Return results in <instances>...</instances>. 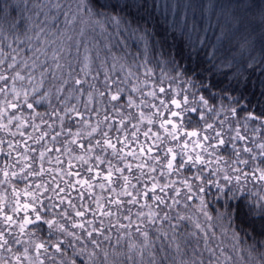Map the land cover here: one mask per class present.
<instances>
[{
	"label": "snow or ice",
	"instance_id": "obj_1",
	"mask_svg": "<svg viewBox=\"0 0 264 264\" xmlns=\"http://www.w3.org/2000/svg\"><path fill=\"white\" fill-rule=\"evenodd\" d=\"M189 6L194 10L197 7L185 5ZM209 7L220 11L215 22L209 20L202 30L195 17L190 24L179 26L165 18L161 26L149 0H17L14 4L0 0V82L3 84L0 95L4 97L0 100V132L13 137L8 141L0 139V144L7 143L9 149H14L23 143L25 152L33 154V163L39 162L38 171L25 164L21 168V180L50 177L35 184L34 189L26 185L25 202H20L15 186V206L6 207L0 202V219L8 228L18 225L19 236L35 237L43 231L42 225L47 226L46 241L15 238L16 244L33 245L36 255L33 259L30 248L24 247L22 253L13 254L11 264H23L21 256L28 264H77L75 257L84 254L88 257L84 264H113L99 237L111 238L105 235L103 219L96 226L97 215L117 218L109 229L118 225L120 230H125L136 225V232L145 241L136 253L140 264H203V260L184 258L178 229L186 219L181 213L182 202L188 207V202L196 199L198 193H204L205 182L216 188L218 198H225V211L217 213L220 220H228L225 234L232 231L238 217L246 229L245 235H251L254 240L259 238L264 245V193L258 195L255 205L228 204L229 200H244L236 193L244 192L247 183L257 182L264 187V10L261 29L255 33V29L249 31L244 14L249 5L228 3ZM141 22H151L153 27H144ZM169 40L175 54L168 63L174 65V70L179 68V56L180 60H190L191 68L178 72L167 89L163 80L159 86L155 82L149 86L153 75V69L147 67L151 62L149 54L157 47L165 48ZM133 42L136 56L131 53ZM254 52L258 55H253ZM141 53L143 61L135 63ZM130 56L132 65L127 62ZM117 67L120 74H116ZM141 68L143 78L138 75ZM221 68L230 72H222ZM188 72L200 77L202 88L218 87L221 94L237 95H228L230 103L227 107L221 103L222 110L210 105L215 93L197 98L193 92L190 101L188 92L196 86V81L189 79L186 81L189 87L183 88V99H178L180 93L171 84ZM205 73L215 76V82L205 85ZM168 92L172 96L166 100L164 96ZM38 107H45V111H37ZM197 111L199 121L195 126L191 123L186 126L182 113ZM178 116L179 123L174 120ZM249 123L258 124L252 131L259 134V140L243 134L248 131ZM225 125L229 140L224 138ZM28 128L32 132H27ZM17 135L26 139L15 140ZM27 140H32L36 147L28 145ZM237 141L245 146L239 147ZM225 144L231 147L230 162L218 155ZM53 153H56L54 159ZM5 155L10 158L11 152ZM23 159L29 157L25 155ZM45 163L49 165L47 168ZM213 164L217 167L213 168ZM8 167L3 169L5 179L0 184L18 175L15 171L10 173ZM184 172L189 175H183ZM174 176L180 178L172 179ZM97 188L101 193L107 192V198L97 195ZM149 193L152 204L147 203ZM93 198L95 208L86 203V199ZM105 199L107 205L115 207V212L106 208ZM142 199L145 203L140 204L141 210L136 213L138 219H132L129 208V214L123 216L128 223H120L119 214L125 202L135 206ZM206 207L201 198L199 210L209 222V229H203L208 248L207 232L215 233V227ZM145 208L147 212L143 211ZM19 212L24 215L17 221L14 214ZM88 212L93 219H86ZM145 222L153 227L158 223L168 225L170 239L167 231H158L169 241V248L175 246V257L170 258L161 245L160 259L153 255L151 260L144 261L143 253L151 247ZM30 225L34 230L26 233ZM195 227L202 229L199 223ZM233 239L239 242L235 231ZM8 244L4 231L0 230V248L12 253ZM136 247L133 242L128 245L130 264ZM255 248L253 245L249 250L250 264H264V250L257 253V258L252 255ZM68 249L72 250L71 257ZM208 251L215 258L214 264H231V257L223 249L220 251L223 260L216 257L215 250L208 248ZM112 255H119L115 248ZM0 264L9 261L0 260Z\"/></svg>",
	"mask_w": 264,
	"mask_h": 264
},
{
	"label": "trees",
	"instance_id": "obj_2",
	"mask_svg": "<svg viewBox=\"0 0 264 264\" xmlns=\"http://www.w3.org/2000/svg\"><path fill=\"white\" fill-rule=\"evenodd\" d=\"M10 3H16L17 0H9ZM150 3L153 4V14L161 22V26H164V20L165 18L168 21H175L177 25H181L182 23H191L193 17L198 21V27H200L202 30L207 27L208 21L211 20V22H215L217 15L219 13L218 8L209 7V5H218V4H228V3H242L249 5L248 8L244 10V14L246 17V22L249 25V31L252 29H255V33H259L262 25V19H261V12L264 10V0H149ZM159 5V7H155V5ZM185 5H196L197 7L195 10L192 7H185ZM100 11H105L103 9H99ZM15 15V13H13ZM63 17H61V20ZM142 26L152 28L153 25L150 23L143 24ZM208 35L211 34V31L207 33ZM172 41H168V45L165 48H159L157 47L156 51L154 53L149 54V60L151 61L147 67L153 69V75L150 79L149 86L151 85V82H155L159 86V82L163 80V86L167 89L169 88V81L173 80L177 77L178 72H183V69L185 68H191V61H184L180 60L179 56H177V62L179 63L180 67L175 68L174 65L169 64L168 60L172 55L175 54V50L171 47ZM141 49L143 48V45H140ZM7 50V49H5ZM132 56L137 55V48L135 46V43L133 42V46L131 48ZM253 55H258V52H254ZM144 59L142 53L140 55V60L135 61V63H140ZM127 62L129 65L133 64L132 57H128ZM3 67H6L4 65ZM143 68H141L138 72V75L143 78ZM222 72H230L228 68H221ZM231 71H234L231 70ZM116 74H120L119 67L116 69ZM115 78V76L113 77ZM101 81L103 80V72L100 74ZM189 79H193L196 81V86L194 88H191L188 92L189 100H192V93H196V97L198 98L200 95H204L206 98L215 93V99L210 100V105H215L217 109H221V103L224 104L225 107L229 105L228 95L236 96V93H225L221 94L220 89L209 87L207 89L200 87V77H193L191 72H188L187 74H182L176 79L175 83L171 84V88L174 89L176 92L180 93L178 96V99H183V88H188L189 85L186 83ZM216 77L215 76H209L207 73L204 74L203 81L205 85H210L211 83L215 82ZM0 86H3L2 82H0ZM172 96L171 92H168L165 94L164 98L170 99ZM3 95H0V100H3ZM55 103V101H54ZM158 103V101H157ZM243 103V102H242ZM171 107V105H169ZM234 106V105H233ZM46 107V106H45ZM45 107H38L37 111L43 113L45 111ZM83 106L81 105V108ZM222 110V109H221ZM255 111H258V109H255ZM25 115H27V109H25L24 112ZM244 114L241 113L240 116V124L243 125ZM174 120L179 123L181 122V117L178 116L174 118ZM182 120L183 123L187 126L189 123L195 126L196 122L199 121V112H186L182 113ZM39 123V120H37ZM218 123V121H217ZM233 126L236 124V119L233 118L232 120ZM201 128L203 127L202 123L199 125ZM258 127V124L256 123H249V128L246 133H243L247 135L249 138H252L253 136L257 137V140H259V134L252 131V129H255ZM228 125H225V140H229V134L227 132ZM143 137L141 136V139ZM237 145L241 148H243L245 145L241 144L239 141H237ZM248 146H251L249 144ZM0 149H3L2 152H0V178L4 180L3 176V169H5L6 166L8 169H12L16 162L24 166L27 164L25 159L23 160H16L17 155L11 156L12 158H8V156L5 155L7 152V148L3 145H0ZM18 152H21V149L18 150ZM12 154V153H11ZM218 155L225 157V159L231 161V147L230 144H225L221 147V149L218 152ZM211 159H215V157H212ZM16 161V162H15ZM24 162V163H21ZM223 164V162H222ZM221 164V166H222ZM213 168L217 167V165L213 164ZM10 172V171H9ZM11 173V172H10ZM158 174V173H157ZM23 175V174H22ZM86 175V174H85ZM183 175H189L188 172H184ZM180 177H172V179H178ZM17 182H13L15 184V188L19 189L20 186L26 187V185H31L34 189V186L36 184V180L32 182V180H19L16 179ZM22 183H21V182ZM45 180H41L43 183ZM32 182V183H31ZM11 183V180H10ZM38 183V181H37ZM40 183V182H39ZM133 183H136L135 180H133ZM22 184V185H21ZM179 186V185H178ZM6 187V185L4 186ZM4 187H2L4 189ZM140 187H143V183L140 185ZM205 191L204 193H198L197 198L193 201L188 202V207H185L183 202L181 204V213L185 215L186 219L183 221L181 226L178 229V240L181 246V250L184 253V258L192 261L196 260L199 262L200 260H203V264H214V257H212L208 251V248H211L215 250L216 257H218L220 260L224 259V256L220 255L221 249L224 250L225 255L231 257V264H250L249 261V250L252 248L253 245L256 246L255 250L252 251L253 257H257V253L261 250H264V245L261 244V241L259 238H256L255 240L252 238L251 235H245V227L241 223L240 219L237 217L233 224H232V231H229L227 234H225V226L228 224V220H220L217 216V213H223L225 211V198L223 196H220L218 198V192L216 188L212 185L207 184L205 182ZM9 190H5L6 194L10 193ZM13 191V189L11 190ZM186 191V190H185ZM194 191L198 192V190ZM97 195H103L105 198H107L108 193H101V191L96 189ZM264 193V187H261V185L257 182L253 183H247L246 190L244 192H237V197H243L244 200H229L228 204L235 205L236 203H242L247 202L250 205H255L257 202V197L259 194ZM51 193H49L50 195ZM158 194H160L158 192ZM87 196V193H85ZM162 195V194H161ZM151 193H149V199L147 200L148 204H152V201L150 199ZM201 198L203 199L204 203L207 205L206 211L213 217L212 225L215 227V233H213L211 230L207 232L208 236V248L205 247V233L203 229H209V222L206 220L200 209L201 204ZM93 200H87L86 203L91 204L93 208H95ZM79 203V201H77ZM106 203V199H105ZM145 203V200H140L139 204L135 206H130L126 202L123 206L122 213L119 214V222L123 224H127L128 221L123 219L124 215L129 214V208L131 209L132 219L137 220L136 213L140 211V204ZM154 207V206H153ZM106 208H110L112 211H116L115 207L112 205H107ZM143 211L147 212L148 209L145 208ZM231 211V209H229ZM163 213H161L162 215ZM172 215H175V212L172 213ZM187 217H191V219H187ZM86 219H93L92 213L88 212ZM97 223L96 226H100V219L104 220V228H105V235L110 236V240H104V237H99V239L103 240V246L107 248V250L110 253V259L113 261V264H130L128 261V245L130 242L135 243L137 247L133 250L131 253L132 255V264H140V257L136 255V253L139 251L140 246L144 245V237L141 236L139 233L136 232V225L133 224L131 229H125L120 230L118 225L115 227H112L109 229L110 224H116V217L108 218H100L98 215L95 218ZM40 223V222H37ZM146 223V222H145ZM199 223L202 226V229H197L195 225ZM43 231L38 232L35 237H30L28 234H25L24 236H19L18 233H8L5 238L9 241V244L7 247L12 248V253H9L5 250V248H2V251L5 250V257L7 259H2L5 261L11 262V259L9 258L13 256V254L22 253L24 247L30 248V255L35 258V249L33 245L28 244H16L15 238H20L23 241H28L29 239L32 240H47V226L42 225ZM158 229H163V231L168 232L169 239L171 238V230L168 228V225L166 223H158L155 227L151 225H147L146 223V230L148 232V241L151 245V247L146 250L143 253V259L145 262L151 260L153 258V255L156 259H160L162 256V253L160 251L161 245L164 246L165 250L169 252V257H175V246L173 245L172 248H169V241L164 239V235L161 231H158ZM34 230V226L30 225L28 226V229L26 230V233H31ZM233 231H235L239 235V242H237L235 239H233ZM250 231V230H247ZM123 233V234H122ZM128 233H131V236L128 235ZM119 239V244H117V240ZM235 245V247H234ZM113 248H115L116 253H118V256H113ZM88 249H92V245L88 244ZM51 251V250H50ZM68 255L69 257L72 256V250L68 249ZM151 253V254H150ZM2 252L0 250V257H2ZM44 255L41 256V259H44ZM258 258V257H257ZM77 264H84V262L88 259L87 254H84L83 256H76L75 257ZM23 264H28L26 261H23Z\"/></svg>",
	"mask_w": 264,
	"mask_h": 264
},
{
	"label": "rangeland",
	"instance_id": "obj_3",
	"mask_svg": "<svg viewBox=\"0 0 264 264\" xmlns=\"http://www.w3.org/2000/svg\"><path fill=\"white\" fill-rule=\"evenodd\" d=\"M26 131L27 132H32V129L31 128H28ZM0 139H3L5 141H8V140H13V137H11L10 135H8V134H6L4 132H0ZM22 139H26V137L25 138H21L18 135L15 137V140H22ZM143 139L144 138H142L141 140H143ZM27 143H28V145H30L32 147H36V145L33 144V141L32 140H27ZM0 145H3L4 147H6L7 148L6 149L7 152H11L12 153L11 156L12 155L13 156L17 155L16 160H23V157L25 155H27L29 157V159L25 160L27 162V164H29L35 170H37V171L39 170V162L37 161V162L33 163V159H32L33 154L30 153V152L29 153H26L25 152V148L23 146V143H21L20 145L15 146L14 149H9L7 143L0 144ZM20 149H21V152H18V150H20ZM36 155H38V153ZM52 155H53V159H54L56 153H53ZM10 158H12V157H10ZM21 163H24V162L21 161ZM48 166L49 165L47 163H45V168H47ZM65 167H66V164H65ZM21 168H23V166L20 164V162L19 163L16 162L15 166L11 170L10 169H8V170L10 172L15 171L18 174L17 177L16 178H12L11 179V183L8 182V183L0 184V202L4 203V205L6 207H14L15 206V203H14L15 202V196L13 195V191H11V190L15 186V184L13 182H17L16 179L21 180L19 178V176H21L23 174V173H21ZM27 171H28V169H25V172H27ZM47 179H50V177L49 176H44V177H29L28 180H32V182L36 180V184H37V181H38V183L39 182L42 183L41 180H47ZM0 181H2L1 178H0ZM21 181H23V180H21ZM5 185H6V187H4ZM23 186H20L19 189H17L19 191V194H20L19 195V198H20V202L21 203L25 202V199H26L25 198V195H24V192H25V188L26 187H23ZM2 187H4V189ZM9 188L11 189L10 190V193L9 194H6L5 190H9ZM97 190L100 191V189H98V188H97ZM28 199H30V197H28ZM9 214H12V213H9ZM23 215H24L23 212H19V213L14 214V218H15V220L19 221L23 217ZM0 230H3L4 231L5 236H7L8 233H13V232L14 233L16 232V233L19 234L18 225L14 224L12 227L8 228V227H6V225L4 224V222H3L2 219H0ZM0 250L3 253L2 254V257H0V260L7 259L5 257V250L2 251V248H0ZM17 254H19V252ZM9 258L11 259V262H12L13 256L12 257L9 256ZM21 260H22V262L24 261L23 260V256H21ZM11 262H9V264H11Z\"/></svg>",
	"mask_w": 264,
	"mask_h": 264
}]
</instances>
